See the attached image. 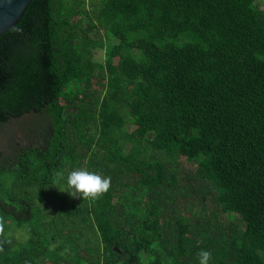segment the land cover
<instances>
[{
	"label": "trees",
	"instance_id": "trees-1",
	"mask_svg": "<svg viewBox=\"0 0 264 264\" xmlns=\"http://www.w3.org/2000/svg\"><path fill=\"white\" fill-rule=\"evenodd\" d=\"M4 134L0 264H264V0H33ZM77 169L109 192L72 198Z\"/></svg>",
	"mask_w": 264,
	"mask_h": 264
},
{
	"label": "clouds",
	"instance_id": "clouds-1",
	"mask_svg": "<svg viewBox=\"0 0 264 264\" xmlns=\"http://www.w3.org/2000/svg\"><path fill=\"white\" fill-rule=\"evenodd\" d=\"M64 179L63 172H57L55 174L54 185H58L61 180ZM112 179L110 176H102L95 172H90L85 169H77L71 171L67 175V186L69 195L76 199L82 198L85 200L96 201L109 192L111 188ZM64 191L63 189H60ZM5 236V225L0 220V238ZM10 241H0V251H3V243ZM199 264H209L211 259V253L209 251L201 250L198 253Z\"/></svg>",
	"mask_w": 264,
	"mask_h": 264
},
{
	"label": "water",
	"instance_id": "water-1",
	"mask_svg": "<svg viewBox=\"0 0 264 264\" xmlns=\"http://www.w3.org/2000/svg\"><path fill=\"white\" fill-rule=\"evenodd\" d=\"M33 0H0V37L18 25Z\"/></svg>",
	"mask_w": 264,
	"mask_h": 264
},
{
	"label": "rangeland",
	"instance_id": "rangeland-1",
	"mask_svg": "<svg viewBox=\"0 0 264 264\" xmlns=\"http://www.w3.org/2000/svg\"><path fill=\"white\" fill-rule=\"evenodd\" d=\"M98 56H99V54H98ZM100 59L102 58V56L100 55V57H99ZM99 59V60H100ZM32 120V118H27V119H25V120H23L25 123H28V122H30ZM23 126L20 124V123H18V122H12V123H10V125H8V127L5 129V132H6V134H8V133H15V134H17L19 137L21 136V134H20V130H21V128H22ZM4 136H5V134L4 135H1V137H0V143H2V142H4ZM18 137V138H19ZM15 237L16 238H18L19 240H21V241H24V240H26L27 239V236H26V234L23 232V231H17L16 233H15Z\"/></svg>",
	"mask_w": 264,
	"mask_h": 264
}]
</instances>
